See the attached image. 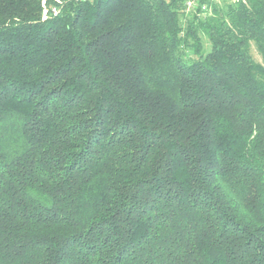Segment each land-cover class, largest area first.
<instances>
[{
    "label": "trees",
    "instance_id": "1",
    "mask_svg": "<svg viewBox=\"0 0 264 264\" xmlns=\"http://www.w3.org/2000/svg\"><path fill=\"white\" fill-rule=\"evenodd\" d=\"M199 2L0 0V264H264V0Z\"/></svg>",
    "mask_w": 264,
    "mask_h": 264
},
{
    "label": "built area",
    "instance_id": "2",
    "mask_svg": "<svg viewBox=\"0 0 264 264\" xmlns=\"http://www.w3.org/2000/svg\"><path fill=\"white\" fill-rule=\"evenodd\" d=\"M183 10L185 12H190V11H205L207 9L206 4L200 3L199 0H183ZM52 11L55 13V9L53 8Z\"/></svg>",
    "mask_w": 264,
    "mask_h": 264
}]
</instances>
